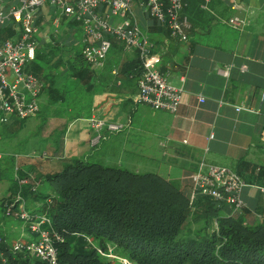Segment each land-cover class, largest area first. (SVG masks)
<instances>
[{
    "label": "crops",
    "instance_id": "obj_1",
    "mask_svg": "<svg viewBox=\"0 0 264 264\" xmlns=\"http://www.w3.org/2000/svg\"><path fill=\"white\" fill-rule=\"evenodd\" d=\"M184 3L182 13L192 27L186 42L170 39L167 29V34L162 28L146 32L159 56V71L168 72L169 82L183 90L177 113L134 103L138 77L128 71L135 52L116 42L101 67H90L95 72L93 88L88 94L80 92L81 116L72 112L59 117V124L61 119L67 122L54 158L124 165L134 173L159 175L188 193L200 162L225 166L246 185L241 212L246 224L264 223V0H210L205 8L202 0ZM54 16L51 7L41 10L39 28ZM232 17L246 25L230 26ZM72 22L68 26L76 29ZM149 24L145 22V30ZM224 68H229L227 77L218 73ZM91 116L122 128L103 133L100 143L91 147ZM223 210L231 215L228 207Z\"/></svg>",
    "mask_w": 264,
    "mask_h": 264
},
{
    "label": "trees",
    "instance_id": "obj_2",
    "mask_svg": "<svg viewBox=\"0 0 264 264\" xmlns=\"http://www.w3.org/2000/svg\"><path fill=\"white\" fill-rule=\"evenodd\" d=\"M149 19L145 32L156 33L162 28L167 34L164 26ZM14 30L12 25L0 27V43L15 36ZM42 56L37 50L34 61ZM34 61L26 70L45 82L42 94L47 99L40 111L43 123L38 130L46 127L52 109L56 110L55 117L72 116V112H76L74 117L81 116L83 108L77 105L80 92L88 94L95 77L82 55L76 53L66 61L59 57L51 63L52 70L61 68V75L69 79L68 89L66 85L59 88L51 74L40 77L42 68L33 66ZM128 74H141L136 53ZM25 122L10 119L0 133L15 137ZM58 127L55 150L63 140L66 124ZM90 160L63 159L57 161L55 168H50L47 160H31L29 166V171L36 170L37 179L55 193L53 197L26 189L23 196L31 199L32 206L41 202V209L28 210L47 213L63 237L58 246L61 264H103L96 250L88 248L86 238L98 241L101 250L107 248V242L113 243L136 264H264V223L246 224L243 212L226 215L224 205L207 197L197 196L191 201L190 193L159 175L134 173ZM17 165V160L14 164L13 160L3 161L0 157V181H12V193L17 189L12 180V169ZM16 170L18 177L29 176L21 165ZM8 257L11 264H27L20 254Z\"/></svg>",
    "mask_w": 264,
    "mask_h": 264
},
{
    "label": "built area",
    "instance_id": "obj_3",
    "mask_svg": "<svg viewBox=\"0 0 264 264\" xmlns=\"http://www.w3.org/2000/svg\"><path fill=\"white\" fill-rule=\"evenodd\" d=\"M204 8L210 0H202ZM134 0H18L7 12L6 3L0 0V27L12 25L15 36L0 43V132L10 119L27 120L35 117L40 110L44 82L27 72V66L34 61L38 47V14L46 7L54 9L53 25L57 26L60 17L76 22L82 37L81 55L91 68L101 67L111 50L112 41L125 50L135 52L141 67L137 79V94L134 103L148 106L153 111L176 114L183 97V90L169 82V73L159 71V56L154 53L148 35L139 27L133 11ZM143 13L159 25L164 26L172 40L186 42L191 24L182 12L184 0H140ZM123 21L112 23V19ZM227 24L243 28L245 21L229 18ZM245 70V67H242ZM229 68L219 70L224 77ZM203 102V98H199ZM236 111L241 108L236 107ZM93 133L89 144L96 147L105 132H118L122 126L115 122L91 116L87 119ZM1 157V156H0ZM42 157H46L43 153ZM33 180V178H32ZM30 178L15 175L17 192L4 205L2 214L24 224L31 237L19 238L13 244L0 237V264H11L8 254H17L27 264H61L58 246L63 242L52 222L44 212L26 208L23 189L28 187L36 193L37 186ZM190 200L197 196L210 198L230 209L231 215L239 214L245 208L242 191L244 181L230 168L200 162L191 176ZM264 193V188H260ZM50 202V200H48ZM39 205V204H37ZM87 243L89 238H86ZM113 248L98 250L100 256L112 264H136L129 258L116 254Z\"/></svg>",
    "mask_w": 264,
    "mask_h": 264
},
{
    "label": "rangeland",
    "instance_id": "obj_4",
    "mask_svg": "<svg viewBox=\"0 0 264 264\" xmlns=\"http://www.w3.org/2000/svg\"><path fill=\"white\" fill-rule=\"evenodd\" d=\"M139 1L140 0L134 2L133 11L138 21L139 27L144 31L145 30L144 24L150 19L148 16H145L142 9L138 6ZM4 3H6V9L4 10V12H7L8 9H10V7L18 5V0H4ZM119 21H123V19L121 18L112 19L113 23ZM52 22L53 20L50 19L46 24H44L43 28H39L40 32L38 35V45H39L38 50L40 53L43 54V56L41 57V59L36 58V60L32 65L42 68V74H40V77L44 78L47 75V73H50L53 77H55L57 86L59 88L60 87L64 88V85H66V88L68 89L70 88L69 79L65 78L66 75L65 76H63V74L61 75V71H62L61 68L57 70L56 69L52 70L51 63H53L59 57H61L63 61H66L71 59L72 56L74 57L76 53L81 54V44L79 40H81L82 31L79 26H76V29L72 28L73 26H68L67 22H69V19L64 20V17L63 18L60 17L57 26H54ZM46 44L49 46H47ZM42 95L43 94H41L39 112L43 111L42 109L47 103L46 95L44 94L43 98ZM55 111L56 110L52 109L51 111L48 112V118H47L48 124L46 125V127L41 129V131L38 130V126H40L41 122L43 123V121L40 120L41 118V112H40L39 115H36L35 117L26 120L23 130L17 136L9 138L0 133L1 159H3V161L13 160L14 164L17 160V164H18L17 168L19 167V165H21V168L28 173L26 174L29 175L27 177L30 178V180H32L33 178L31 182H33L37 186L36 192H40L41 194L44 195L48 194L49 196H53V197L55 196L53 189L51 188L49 189V187L44 182L39 181L37 179L36 170L29 171L30 168L29 166H31L32 164L31 160H37V161L39 160L42 162L44 160H47L48 161L47 165L51 164L50 168H54L55 164L58 161L57 159L54 158L55 154L53 152L54 149L56 148L57 142H59L56 140L59 132V130L57 129H59L58 126L60 125L57 122L58 120H56L59 116L55 117L56 114ZM59 121H61L62 123H66L67 119L65 118ZM43 153L46 154V157H42ZM90 161L106 165L104 164V162L98 159L96 160L92 159ZM112 165L113 164H108L106 166L114 167ZM124 167H125L124 165L118 166V168H122V169H124ZM17 168L13 167L12 169V180L14 181H15V175L18 174L16 173ZM27 177H22V178H27ZM11 184L12 181L11 182L5 180L0 181V237L5 238L7 243H9L10 245L13 244L19 238H21V235H22V239L24 240H26L28 237H31L22 222L14 221L13 219L5 217L2 214L4 205L10 200V198L14 194L10 191ZM26 189L29 188L25 187L23 191ZM15 192L17 191L15 190ZM30 200L31 199L29 198L25 200L26 208L38 207L37 210H39L43 206L41 202H38L36 203V205L34 204L32 206ZM107 247L113 248L112 250L116 254L122 256L126 255L120 252L113 243L107 242ZM88 248L96 250L103 264H106L107 262L112 264V262L100 256V253L98 252V250H100L98 241L89 238Z\"/></svg>",
    "mask_w": 264,
    "mask_h": 264
},
{
    "label": "clouds",
    "instance_id": "obj_5",
    "mask_svg": "<svg viewBox=\"0 0 264 264\" xmlns=\"http://www.w3.org/2000/svg\"><path fill=\"white\" fill-rule=\"evenodd\" d=\"M37 51V50H36Z\"/></svg>",
    "mask_w": 264,
    "mask_h": 264
}]
</instances>
